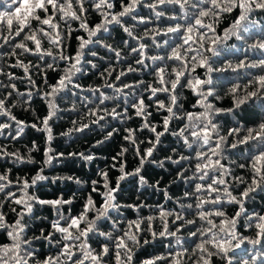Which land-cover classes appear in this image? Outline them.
I'll return each mask as SVG.
<instances>
[{
  "label": "snow or ice",
  "instance_id": "1",
  "mask_svg": "<svg viewBox=\"0 0 264 264\" xmlns=\"http://www.w3.org/2000/svg\"><path fill=\"white\" fill-rule=\"evenodd\" d=\"M0 5L3 6V10H0V58H16V62L9 67L22 69L24 74L18 77L14 72H5L0 66V77H6L8 81L0 80V118L7 121L0 122V135L13 127L15 131L7 133L12 140H19L26 127L47 133L46 143L49 147L45 150L44 164L47 166L54 159H62L64 154L53 155L50 147L53 140L50 122L62 111L57 98L70 90L84 91L76 79L84 73L85 64L97 67L91 60L85 59L87 55L98 56L97 51L92 50L93 46L113 53L117 64L125 61L120 48L105 43L101 38L114 25L119 26L129 38L122 43L129 48L130 55L137 57L134 62L139 67L130 64L126 70L116 72V68L110 64L100 73L101 77H111L116 72L115 80L121 83L119 86L105 83V88L112 89V95L100 88L88 89L95 100L86 96L82 98L87 109L84 115L94 117L92 124H99L106 118L124 122L136 117L142 122L139 129L126 128L127 134L124 136V140L133 146L139 166L132 172L126 171L123 160L119 158L128 148H122L113 157L119 163L120 172L115 186L111 185L107 171H99L104 191H99V181L93 180L91 183L92 192L98 193L102 203L97 206L89 195L82 211L76 215L70 212L66 215L63 211L65 205L74 203L75 194L68 199L61 194L56 199L45 200L30 191L39 182L49 179L43 175V167L31 180L17 177L13 181L10 179V169L0 173V194H3L0 197V235L6 236L8 241L0 244V264H134L136 252L141 247V233L145 231L151 233L152 239H144V244L166 239L168 252L143 260L141 264H157L158 261L164 264H216L217 261L219 264H264V215H249L244 206L253 193L264 190V121L255 127L243 129V136L239 125L230 128L227 136H224L220 134V126L215 120L222 113H233L256 100L264 108V75L252 77L243 86L235 83L229 87L225 94L232 98L233 107L229 109L216 107L213 103L222 97L215 91L211 75L214 72L236 73L239 69H264V21L257 18L258 14L264 13V0H119L118 11L115 10L116 0H0ZM140 8L149 9L153 16L140 15ZM90 12L100 16V22L94 26L88 20ZM233 13L238 14L223 34H219L217 27L222 18ZM153 18L156 22L154 27H145L143 35L136 34L135 29L139 25L151 24ZM129 20L133 22L131 26ZM74 23L86 36L76 37L79 41L77 51L75 55H68L66 41L77 30L72 27ZM253 37L259 38L251 44L247 43ZM232 39L241 42V47L246 51H258L261 58L248 61L245 55V59L233 64L227 59V56L235 54L232 51L235 45L229 46L227 43ZM45 42L50 47H44ZM53 48L58 51L54 53ZM152 49L159 51L150 55ZM26 55L44 62L45 68L32 61L25 63L19 58ZM45 57L51 58L52 63H48ZM221 57H224V65L214 67ZM60 62L64 64L63 69L59 68ZM149 68V74L154 75L153 82L145 84L140 80L123 83L122 78L129 73ZM198 68L204 69L203 78L197 73ZM31 69L44 75L46 90L37 87ZM46 69L61 73L54 84L47 83ZM17 80L26 81L29 87L20 91ZM185 89L197 98L193 109L202 111L184 109L181 93ZM241 92L243 95H240ZM72 94L77 95V92L73 91ZM34 95L41 97L48 111L39 124L28 125L13 114L12 109L16 107L14 98L30 105ZM112 101L115 104L109 108L107 102ZM93 104L95 107L90 106ZM67 110L77 111L75 105ZM129 110L133 115L128 114ZM153 111L166 113L162 125L152 122ZM89 127V123L73 120L72 127L61 135L82 133ZM158 127L162 131H158ZM144 130L151 132L154 139L148 141L150 147L141 151L136 133ZM116 131L107 132L104 140L97 141V145L111 139ZM165 134L175 137L188 154L174 147L172 155L157 161L153 154ZM228 137H233V142L229 143ZM240 145H255L247 157V164L238 165L241 169H249L251 176L248 179L233 175L231 168L222 163L225 148L236 149ZM36 149L37 145L33 142L29 152ZM68 155L88 162L96 159L91 153L74 152ZM0 159H11L20 164L34 163L31 155L8 152L6 146L0 147ZM145 163H154L161 168L165 163L177 165L176 179L183 181L190 189L185 191L183 197L177 198L172 209L165 205L155 206L162 224L159 231L152 228V221L157 216L137 217L121 228L120 219H113L111 215L121 207L117 202L121 181L137 177L140 185L148 184L141 174ZM112 167L116 168L117 163H113ZM188 171L192 172L191 176L186 175ZM61 179L83 183L71 176L55 177L53 183ZM159 184L160 181H156L149 186L159 189ZM237 185H244V188L239 195H234ZM165 195L171 199L167 197L166 190ZM8 204L16 206L9 209L15 214L12 222L7 219L9 213L4 211ZM227 204L237 205L238 211L232 216L227 215L224 210ZM37 205L51 206L55 210V218L48 221L51 230L47 234L41 228L38 236L29 237V222L36 218L34 209ZM144 206L128 205L136 210ZM241 217L247 220V226L253 229L255 238L239 232ZM43 219L47 220V217ZM145 221L148 223L147 229L142 227ZM105 224L110 226L108 231L103 230ZM185 232L187 235H184ZM94 238H102L98 248L93 247ZM39 240L54 248L55 254L39 259L33 247L34 242ZM246 242L254 250L259 245L260 250L254 251L250 259H234L236 250Z\"/></svg>",
  "mask_w": 264,
  "mask_h": 264
},
{
  "label": "trees",
  "instance_id": "2",
  "mask_svg": "<svg viewBox=\"0 0 264 264\" xmlns=\"http://www.w3.org/2000/svg\"><path fill=\"white\" fill-rule=\"evenodd\" d=\"M0 10H3V6L0 5ZM116 11L119 10V0H116ZM139 14L145 17H152L153 14L147 8H140ZM226 14L220 24L217 27V32L223 34L224 29L228 28L232 23V20L235 15ZM258 19L264 21V13L257 15ZM88 20L91 26L100 22V16L94 12L88 14ZM133 22L128 21L129 26ZM167 22H165L166 25ZM156 22L153 18V23L148 25H139L135 32L138 35H143L145 27H154ZM76 31H73L71 37L66 41L67 49L66 54L75 55L79 41L76 39L77 36H86L82 30H78V25L74 23L72 25ZM101 38L105 43L112 44L113 46L120 48L124 55L125 61L123 63L117 64L115 56L113 53L107 51L104 48L93 46L92 50L97 51L98 56L92 57L87 55L86 60H91L97 65L96 68H92L90 65H84V73L80 74L76 79V82L81 85L84 91L79 89H74L67 91L61 94V97L57 98V102L62 109L61 112L57 114V117L51 121L52 126V136L53 140L51 141L50 147L53 150V155L55 153H63L64 157L62 159H54L50 165H45V150L49 145L46 143L47 133L37 131L31 127H26L23 135L19 140H12L8 136V131H15V127L11 130H5L4 135H0V147H5L8 152H19L24 156L31 155L34 163H25L20 164L16 163L11 159H0V173H3L7 170H11L10 179L13 181L17 177L31 180L40 168H44L43 175L47 176L49 179L39 182L34 189H30L36 196L45 200H52L58 198L63 194L64 199H68L75 194L74 203L72 205H65L63 211L65 214L76 215L82 211L84 203L86 202L89 195L97 202V206L102 203V198L98 193L92 192V181H99V191L103 192V180L98 175L99 171H107L109 173V180L111 185L114 187L117 178L120 176L118 170L119 163L113 160V157L121 151L122 148H128V151L124 154L123 157L119 158L123 160L125 164L126 171L132 172L135 168L139 166V158L136 156L133 146L124 140V136L127 134L125 132L126 128L139 129L141 126V120L139 118L133 117L131 120H126L121 122L119 120H113L111 118H106L104 121H101L99 124H92L91 120L94 117H85L87 109L84 107L82 98L88 97L90 100H95V97L91 95L88 89L100 88L102 91H105L108 95H112V89L105 88V83H114L117 86L121 81L115 80L116 72L120 70H126L127 67L131 64L133 67H139L135 65V59L137 57L129 54V48L126 47L122 41L128 40L129 38L123 32L119 26H112L109 33H103ZM259 37H253L249 39L247 43L251 44L254 39ZM133 45L135 41L132 42ZM150 44L151 42L148 41ZM228 45H235V48L232 51L234 55L227 56L228 60H231L233 64L238 63L240 60L245 59L247 55L248 61L258 60L260 54L258 51H253L248 49L247 51L241 47V42L232 39L229 40ZM44 47L48 48L50 45L45 42ZM7 50V49H5ZM55 53L58 49H52ZM159 51L157 49H152L149 53L150 55L156 54ZM23 59L25 63L32 61L35 64H40L41 68H45V64L42 61H38L35 56L26 55L19 57ZM45 60L48 63H52L51 58L45 57ZM16 58L14 57H3L0 58V66L4 68L5 72H14L16 76L22 77L23 71L19 68H11L9 65L14 64ZM146 63H151L146 61ZM113 65L116 68V72L113 73L111 77H101L100 73L104 72L109 65ZM224 65V57H221L218 62H216L214 67H222ZM63 62L59 63V68L63 69ZM151 69L138 70L135 73H129L127 77L122 78L123 83H135L137 81L143 80L145 84L153 82L154 75H150L149 72ZM47 72V83L54 84L60 76L59 71H52L46 69ZM197 73L204 77V69L198 68ZM31 74L33 79L36 81L37 87L41 90H46L45 87V78L44 75L38 72L36 69H31ZM212 79L214 81L215 91L222 99L214 100L213 103L216 107L229 109L233 107L232 98L225 95L228 88L235 83H239L241 86L248 83L249 79L256 75H264V69L261 68H248V69H239L236 73L231 71L224 73H212ZM0 80H3L7 83L6 77H0ZM17 87L20 91H24L29 85L26 81L17 80ZM251 90V89H249ZM10 91V89H9ZM77 92V95H73L72 92ZM243 95V92L240 93ZM181 97L184 102V109L187 111H202V109H193V105L196 103V97L188 90L185 89L181 93ZM164 99L163 96L160 97ZM16 102V107L12 109L13 114L17 119L24 121L26 124L31 125L33 123L39 124L40 120L47 115V106L39 95H34L30 105L19 102L14 98ZM108 107L111 108L115 101L107 102ZM75 105L77 111H68ZM95 107V104L90 105ZM154 107V106H153ZM102 114V113H101ZM129 115H133L132 110H129ZM166 113H156L153 111L152 122L157 125H162V118ZM39 118V119H38ZM73 120H80L84 123H89V129L85 130L82 133H73L71 136H64L61 133L67 132L68 129L72 127ZM216 122L220 126V134L227 136V132L230 128L241 126V136L245 134L243 129L251 128L257 126L261 121H264V108H261L260 101L256 100L254 102H249L246 105L241 106L240 109H237L233 113H222L219 116L215 117ZM0 122H7L4 118H0ZM117 129L113 134L111 139L105 140L103 144L97 145V141L104 140L107 132ZM158 131H162L161 127L157 128ZM138 145L143 151L144 149L150 147L148 143L149 140L154 139V135L147 131H138L136 133ZM233 137H228V142H233ZM143 141V143H140ZM162 143L158 145L157 150L154 152V158L159 161L162 160L165 156L172 155V149L178 148L180 151H183L185 155L188 154L187 150L183 149V146L179 144L175 137L165 134L161 137ZM33 142L37 145V149L29 152L32 148ZM255 145H240L236 149L226 147L223 153L224 159L222 163L230 167L233 175L243 176L248 179L251 176V172L248 168L241 169L238 167L239 164H247V157L249 156L252 149ZM80 153L85 154L91 153L94 154L96 159L91 162L80 159L79 157H69V153ZM113 163H117V167L113 168ZM194 163V161H193ZM145 179L148 181L147 185H140L137 177H128L126 180L121 181L120 191L117 194V202L121 205L119 210L113 211L111 213L112 218H119L121 221V228L126 227L127 222L130 220H135L137 217H148V216H157V219L152 221V228L154 231H159L162 229V224L158 218V212L156 210V205H165L167 208L172 209L175 207V202L177 198L183 197L185 191L190 190L188 186L183 182L176 179L177 175V165L165 163L163 168L159 167L154 163H145L144 168L141 173ZM186 175L191 176L192 172L188 171ZM75 177L78 178L83 183L77 184L70 180H56L53 183V178L55 177ZM156 181H160L159 189L150 187L149 185H154ZM244 185H237L234 195H239V192L242 191ZM15 190V189H13ZM165 190L167 192V199L165 195ZM3 194H0L2 197ZM142 204L144 207L136 210L134 208L128 207V205ZM245 208L249 215L257 213L264 215V190H258L251 195V198L245 201ZM11 207H16L15 205L8 204L5 206L4 211L8 212V221L12 222L15 219V214L11 213L9 209ZM225 212L227 215L232 216L238 211V206L234 204L225 205ZM35 219L29 222V232L28 236H38L40 234L41 228L45 230V234L50 231V224L48 221H51L55 218V210L51 206H39L37 205L34 209ZM47 217V220L43 219ZM189 219L192 217H188ZM170 219V218H169ZM109 224L104 225L105 231L109 230ZM144 229H147L148 223L145 221L142 224ZM239 232L247 237L255 238V232L253 229L248 228L247 220L244 217H241L238 224ZM184 235H187L185 232ZM151 240V233L145 231L141 233V247L137 250L134 257V264H141V261L152 258L157 255H164L168 252L166 245L168 240L166 239H157L152 243L144 244L143 240ZM6 236L0 235V244L7 243ZM102 243V238H94L92 241L93 247H99V244ZM33 247L38 252V258L43 259L49 254H55L54 248H49L45 241L39 240L35 241ZM260 246H256V249H253V246L249 243H245L242 247L236 250V255L234 259L242 261L243 259H250V256L254 251H259ZM157 264H164L163 261H158ZM219 264V261L216 262Z\"/></svg>",
  "mask_w": 264,
  "mask_h": 264
}]
</instances>
